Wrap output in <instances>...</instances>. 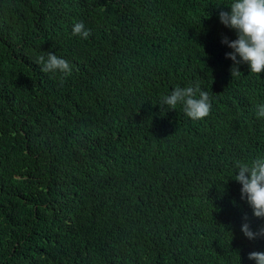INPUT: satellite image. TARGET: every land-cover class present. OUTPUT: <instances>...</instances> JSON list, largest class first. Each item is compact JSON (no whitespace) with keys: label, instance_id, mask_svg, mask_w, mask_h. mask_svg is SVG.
<instances>
[{"label":"trees","instance_id":"obj_1","mask_svg":"<svg viewBox=\"0 0 264 264\" xmlns=\"http://www.w3.org/2000/svg\"><path fill=\"white\" fill-rule=\"evenodd\" d=\"M229 2L0 0V264H254L234 178L264 155V72L232 76ZM196 83L205 118L160 103Z\"/></svg>","mask_w":264,"mask_h":264},{"label":"clouds","instance_id":"obj_2","mask_svg":"<svg viewBox=\"0 0 264 264\" xmlns=\"http://www.w3.org/2000/svg\"><path fill=\"white\" fill-rule=\"evenodd\" d=\"M227 4L228 10L219 12V20L236 33L235 39L225 35L221 41L231 49L225 53V58L232 61V76L239 75V66L245 63L251 73L264 72V0H230ZM90 33L91 29L83 21L72 26L74 36L87 39ZM38 62L44 72H60L65 75L72 72L70 62L53 52H48L47 56L40 55ZM160 103L169 109L182 105L184 114L192 120L205 118L213 107L208 91L198 83L175 87L162 96ZM256 116L264 118V104L257 105ZM234 179L242 186L241 198L251 207L253 215L264 219V155L257 156L251 163L237 161ZM241 231L248 239L264 237V227L254 230L247 219L241 224ZM248 259L254 261V264H264V251H251Z\"/></svg>","mask_w":264,"mask_h":264}]
</instances>
